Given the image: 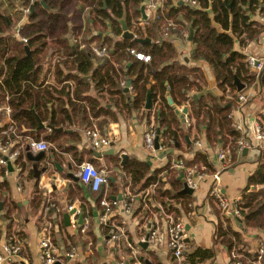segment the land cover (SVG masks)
<instances>
[{"label": "crops", "instance_id": "1", "mask_svg": "<svg viewBox=\"0 0 264 264\" xmlns=\"http://www.w3.org/2000/svg\"><path fill=\"white\" fill-rule=\"evenodd\" d=\"M37 1L43 4L46 11L50 12L59 8L64 0H48L50 1L49 4H46L44 0ZM81 2V0H70L67 4H64L62 12L70 25L69 31L64 33L65 40L72 45V48H78L72 41L74 35H78L87 43L94 42L107 45L108 43L103 42L104 38L107 35L114 37L110 26L104 31L93 28L90 33L87 32L88 25L92 22L84 18L87 7L83 8ZM180 2L182 3L181 0ZM23 7H26L23 0H0V13L8 15L11 19L8 32L12 33L18 40L16 28L22 26L21 33L23 34L24 24L28 22L27 17H29V14L25 16L23 13ZM164 8L166 12L167 8L165 6ZM260 17L259 13H255L252 18L261 22ZM42 18L45 17L42 15ZM135 21L132 20V23ZM74 24L81 25V27L77 28L76 26V30H73ZM127 29L132 30L128 27ZM48 34L47 41L53 36L50 33ZM96 34L98 37L87 41L89 35ZM167 38L173 40L172 44L181 62L198 65L202 68L206 81L203 90L214 95L222 94L216 86L210 66L207 63L193 62L190 59L193 45L188 37L183 39L177 31H174ZM57 40L62 41L63 38L56 37L53 54H48V62L38 66L35 75L36 80L31 82L32 88L38 91L44 100H47L48 109L53 107L56 112H59L55 124L50 123L48 118L40 119L44 127L30 129L34 136L24 135L25 127L22 125L20 130H16L18 137H14L13 143L17 144L27 137L47 140L50 147L48 150L42 151V161L50 160V156L53 154L59 162L60 168L51 165L52 172L43 173L35 178L34 171L31 168L32 162L27 156L28 151L24 150L18 161L20 168V164L23 165L22 171L18 170L17 163L10 165V168L4 166V169H0L2 170L0 173V246L10 237L21 244L20 255L12 258L10 262L2 264H42L38 238L42 224L43 202L37 204L35 200L37 196L42 201L49 196L59 206V210L56 212L57 224L54 228L53 241L60 250L73 251L74 253L72 257H64L61 261L62 264H120V262H123V264H145V258L151 264H183L184 257L175 258L167 243L166 225L169 217L184 222L187 250L197 246L214 248V257L205 260L201 264H233L225 246L215 242L218 217L224 214L208 194L211 181L210 175L215 171H220V184L224 195L231 200H240L248 176L257 167L255 158L258 149L261 147L258 146L259 142L253 136L252 119L259 120L264 125V119L262 118L264 114V86H260L257 81L248 86L245 85L241 90L246 96L244 102H238L234 98L238 92L237 90L233 95L225 94V98L231 100V102H228L229 112L233 114V119L242 122L245 131L240 133L244 134L243 136L251 144L246 151L242 150L233 159L230 155L229 145L222 147L219 143L209 142L203 126L199 128L192 126L185 136L186 139L180 140L177 144L178 147L173 148L169 152V156L166 149L151 154L144 147L143 133L149 125H155V123L152 116L148 121L146 114L141 109L134 110L131 108L130 103L133 97L130 91L131 86L129 85V91L127 90L126 99L119 97L120 100H117L116 95H111L104 87L100 88L96 85V80L92 74L93 69L100 62L99 57L91 53L88 48H84L94 55L92 57V67L85 71L78 69L70 61L63 62L71 59L72 56L67 55L64 46ZM107 47L111 53L113 47L108 45ZM234 48L246 56L254 55L264 61V32L256 40L249 41L244 46L235 41ZM49 51L51 53V50ZM189 93L190 95H196L198 98V93L193 89ZM180 107L182 106H176V108ZM32 111L38 116L34 108ZM185 115L192 123L193 119L190 117L188 108ZM179 118L181 119V117ZM13 120L16 126L17 122L15 119ZM182 121L183 119H181V124ZM232 123H234L233 120ZM48 125L61 128V130L53 131ZM181 126L184 129L186 127L185 125ZM87 128H96L101 134L108 137L109 144L100 149H93L85 140L84 130ZM52 132H61V134L53 139ZM2 136L0 133V141L3 140ZM47 136L49 138H46ZM197 139L202 140V147H197L194 144ZM223 148H228L229 153L224 160H220L217 154ZM110 149L113 150L112 153L108 152ZM92 150L107 151L108 153L96 156L92 153ZM197 152L206 156L211 168L207 169L202 162H199V165L195 164L203 172L198 186L193 189L191 194H184L183 197L177 199L164 197L163 201H168L171 210L166 209L162 201H151L154 208L149 211H145L144 207H147L145 204L141 209L138 208L140 199L144 197L143 195L153 191L151 186L143 191H138L136 194L131 193L128 187L124 188L122 186L119 175L122 171L120 165L117 164V160L121 158L122 154L127 155L124 161L131 156L149 161L151 173L154 169L164 166L168 161L174 162L177 157L190 162ZM29 153L36 155L38 152L29 151ZM86 161L104 170L107 178L110 177L112 181H115V185H110L107 182V185H102L99 190L92 191L77 175L80 164ZM4 170L7 171L6 174L3 173ZM177 173L179 175L178 170ZM163 180L165 181L163 187L170 188L166 176H163ZM180 183L182 188V180H180ZM76 185H80V193L83 195V199H80L79 196H69L70 187H73V191L74 189L76 191ZM100 192L102 193L100 199H112V195L122 194V200L116 199L122 203L127 201L130 195H135L134 200L131 201L129 212L124 211L121 207H116L113 215L108 220L109 225L118 226L123 232L116 242H107L110 227L108 226V230H106L107 228L104 229L105 225L99 221V213L102 208L100 204H97V198ZM69 205L76 208V211L70 215V224L66 225L63 215L69 211ZM137 209L139 210L137 211ZM7 211L9 212L6 213ZM79 213H83V221H87L84 231H82V228L85 222L81 224L78 222ZM5 214L9 217L6 218ZM9 222L10 224H8ZM150 224L157 228L161 240L155 242L149 239L147 247L143 248L140 243L144 240ZM233 227L234 229L240 228L236 223H233ZM8 230H10L9 235ZM91 234L95 235V249L99 253V257L93 255L90 248ZM243 240L246 252L255 253L259 241L264 240V235L260 230L250 229L244 233Z\"/></svg>", "mask_w": 264, "mask_h": 264}, {"label": "trees", "instance_id": "2", "mask_svg": "<svg viewBox=\"0 0 264 264\" xmlns=\"http://www.w3.org/2000/svg\"><path fill=\"white\" fill-rule=\"evenodd\" d=\"M44 1L46 4L50 3L48 0ZM69 1L64 0L59 8L48 12L37 0H23L26 6L32 3L34 6L33 13L27 17L28 22L24 24L23 35L27 38L26 44L8 32L11 19L8 15L0 13V101L11 107L12 118L17 122L15 130H20L23 125L25 127L23 134L26 136H34L30 129L37 127L33 108L41 120L48 118L52 124H55L59 113L53 107L48 109L47 100H44L31 84L36 80L38 66L48 62L49 56L47 55L53 54L56 37L63 38L62 41H57L64 46L67 55L72 56L71 59L63 62L70 61L78 69L84 71L92 67L94 55L86 49L72 48V45L65 40L64 33L69 31L70 25L62 9ZM81 1L83 8L87 7L84 18L92 22L88 25L87 32L90 33L93 28L104 31L110 26L114 34V37L107 35L103 40L108 43V46L113 47V50L110 56L99 57L100 62L93 69L92 75L96 80V85L100 88L104 87L111 95H116L117 100L126 99L129 90L125 91V87L120 82L130 78V91L133 94L130 106L134 110L141 109L148 121L151 116L153 117L156 127L160 129L159 144L162 149L167 150L168 156L173 148L178 147L180 140L186 139L185 136L192 126L195 128L203 126L207 140L211 143H219L222 147L229 145L233 159L239 153L237 140L242 135L234 128L232 119L228 117V102L231 100H227L225 94L233 95L236 92L234 76L247 86L254 81L264 86V62L259 73L251 72L246 55L236 50L234 43L238 41L241 46H244L249 41L256 40L264 32V24L252 18L255 13L264 14V0H196L197 5L195 6L185 2L181 3L180 0H164V6L167 8L164 16L185 26L188 31L192 28L193 34L190 41L193 47L190 59L193 62H204L210 66L216 86L222 92L219 95L204 91L203 85L206 81L202 68L181 62L172 44L173 40L167 37L161 38L163 15L159 18L152 17L143 26L132 23V20H137L141 15L142 0ZM104 3L105 8H103ZM42 15L45 18H42ZM122 18L126 26L132 28L137 34V38H149L150 41L139 42L123 37L120 23ZM76 26V24L73 25V30H76ZM80 27L81 25L77 26V28ZM48 33L53 35L49 41L46 39ZM96 37H98L97 34L89 35L87 41ZM25 45L30 49L29 56L26 54ZM129 48L148 54L149 61L138 59L129 52ZM192 89L198 93L197 99L190 95L189 92ZM148 90L151 93L152 106L145 109L144 103ZM168 96L172 103H169ZM177 105L188 108L190 117L193 119V122L189 123L185 129L181 126L184 125L183 121L181 124V119L175 112ZM262 118L264 119V114ZM60 134L61 132H52V138L55 139ZM255 160L257 167L248 176L246 187L239 200L242 219L238 221L231 215H220L215 230V242L225 246L231 261L236 258L234 255H237V258L245 264H253L256 255L246 252L244 233L250 229H257L264 235V189L258 188L264 185V149H258ZM117 161L122 171L119 175L124 188L128 187L133 194L145 190L148 186L153 188V191L140 199L138 208L141 209L145 204L147 206L144 207L145 211H149L154 208L153 201H162L163 206L171 210L168 201L164 202L163 198L177 199L184 196L179 193L181 183L177 178V169L172 167L173 162L168 161L164 166L150 173L147 160L131 156L124 162H121V158ZM183 162L188 166L199 165V162H202L207 169L211 168L206 156L200 152L195 154L192 161L183 160ZM20 165L22 171L23 165L22 163ZM163 176H166V181L170 183L168 189L163 187L165 183ZM107 179L110 185H115V181H112L110 177ZM76 188L77 190L73 191V187H70L69 196H79L83 199L80 185H76ZM101 196L100 192L97 204ZM35 200L37 204L43 202L44 205V200L42 201L40 197H35ZM233 223L240 228L234 229ZM104 225V229L108 230L109 224L104 223ZM9 233L10 230H8V235ZM91 236L90 248L93 255L99 257L95 249V235L91 234ZM214 255L213 247L197 246L185 252L183 264H201Z\"/></svg>", "mask_w": 264, "mask_h": 264}, {"label": "built area", "instance_id": "3", "mask_svg": "<svg viewBox=\"0 0 264 264\" xmlns=\"http://www.w3.org/2000/svg\"><path fill=\"white\" fill-rule=\"evenodd\" d=\"M182 2L188 3L189 5L195 6L197 5L196 0H181ZM32 2V1H31ZM141 5L144 8L145 18L139 17L134 23L136 25L143 26L148 23V20L152 17L159 18L162 16L163 23L161 26V38L169 37L170 34L174 31H177L179 35L186 39L188 37V29L174 21L173 19L164 16L165 8H164V0H142ZM25 16L29 14L30 8L29 6L23 7L22 9ZM261 22L264 24V14L260 17ZM23 30L22 26H18L16 28V36L19 38L21 42L26 44L27 38L24 36L21 31ZM134 37H137V34L131 30ZM72 41L77 45L79 49L88 48L91 53L95 54L98 57L109 56L110 50L108 49L106 44H97L94 42H84L78 35L72 36ZM131 54H133L138 59H142L144 61H149L150 56L148 54L136 51L134 48L128 49ZM247 64L249 69L257 74L259 73L263 60L255 57L254 55L246 56ZM122 86L125 85V80L120 82ZM238 102H244L246 100V96L242 91H238L234 96ZM179 109H182L180 107ZM228 117L231 118L234 123V128L244 133V125L241 121L233 119V114L231 112L228 113ZM5 121V122H4ZM183 123L185 126H188L191 123V120L184 114ZM253 136L259 142L258 146L264 149V125L259 120H253ZM0 133L4 135L2 141H0V169H4V166H7L8 163L13 165L17 163L18 170L21 168L18 165V161L22 152L24 150L31 152H39L48 150L50 147V143L45 139H39L34 137H27L24 141H21L17 144L13 143L14 137H18L15 130V123L12 118V109L6 103H0ZM157 135V127L155 125H149L148 128L143 133V144L145 149L154 154L157 151L162 149V146L159 144L158 149L154 147V138ZM160 135V134H159ZM237 140V151L241 152L244 148L250 147V142L246 139L244 134ZM84 136L86 142L93 149H100L106 147L109 144V139L107 136L101 134L96 128H87L84 130ZM21 138V137H20ZM160 142V141H159ZM194 144L197 147H202V140L197 139ZM229 153V149H220L218 151L217 157L220 160H224ZM172 167L183 172V178L186 184L195 189L199 184V179L203 176V172L201 168L198 169V166L193 165H185L184 162L180 159H177L173 162ZM4 174L7 171H3ZM78 178L87 185L92 191H97L101 188L102 185H107L108 179L106 172L102 169H98L92 163L86 161L80 164L78 170ZM210 186L208 194L213 200L216 202L219 209L222 211L224 215H231L235 217L237 220L242 219V214L240 212L239 201L236 199H228L221 189L220 184V171H215L212 173ZM147 195L145 193L143 196ZM135 195H130L129 200L124 201L123 203L114 200V199H100V206L102 208L99 213V221L104 224H109L108 220L113 215L116 207H121L124 211L129 212L131 210V201L134 200ZM73 208L71 205L68 206V210ZM118 209V208H117ZM59 210V206L55 201H53L49 196L44 199L43 205V213H42V224L40 228V235L38 238V248L40 252V257L42 260V264H53L55 261H62L64 257H72L74 255L73 251H62L59 249L58 245L53 241L54 228L56 226L55 222H57L56 212ZM85 222L82 231L85 230L87 226V221ZM1 223V221H0ZM110 232L107 236V242H116L122 236V230L118 226H111ZM167 235H168V246L170 247L172 254L175 258H183L185 252L187 251V242L185 241V225L182 220L175 219L169 217L167 220ZM149 239L151 241L160 242L161 237L157 230V228L150 224L149 225ZM21 251V244L10 237L6 239L2 245L0 246V264L5 262H10L12 258L18 257ZM255 259L253 260V264H264V240L259 241L258 248L255 251ZM233 260V264H245L241 259L237 258V255ZM62 263V262H61ZM123 264V262H120Z\"/></svg>", "mask_w": 264, "mask_h": 264}, {"label": "water", "instance_id": "4", "mask_svg": "<svg viewBox=\"0 0 264 264\" xmlns=\"http://www.w3.org/2000/svg\"><path fill=\"white\" fill-rule=\"evenodd\" d=\"M103 7L104 8L106 7L105 3H104ZM33 11H34V6L32 4V5H30V13H29V15H31L33 13ZM140 14H141V16L143 18H145L143 5L140 6ZM120 23H121V27H122V36L123 37L134 39V40H137L139 42H148V41H150L149 38H137V37H134L133 33L127 29L125 20L123 18L120 19ZM192 34H193V30H192V28H189L188 40L192 39ZM24 47H25L27 56H29L30 55L29 47L27 45H25ZM130 82H131V79L128 78L126 80V84H125V91L128 90ZM234 85H235L237 91H241L245 87V84L242 83L240 81V79L237 78L236 76H234ZM193 97L195 99L197 98L196 95H193ZM168 101H169V103H172V100H171L170 96H168ZM151 106H152L151 93L148 90L147 93H146L144 108L145 109H149V108H151ZM186 111H187L186 107H184L182 109L175 108V112L179 115V117H181V119H183L184 114L186 113ZM35 116H36V119H37V128H43L44 124L42 123V121L40 120V118L36 114H35ZM48 127H50V129L53 130V131L61 130V128H56V127H53L52 125H48ZM159 134H160V129L157 127V135L154 138V147H155V149H158V147H159ZM246 149L247 148H244L243 151H246ZM108 152L112 153L113 150L110 149ZM108 152L107 151L105 152V151L92 150V153L94 155H96V156H100L101 154L108 153ZM42 153H43L42 151H39L36 155H31V153H29V151L27 153V156H28L29 160L32 162L31 168L34 171L35 178H38L43 173L52 172L51 165L56 167V168H58V169L60 168L59 162L56 160V158H55V156L53 154H52V156H50V160L42 161L43 160L42 159ZM126 157H127L126 154H122L121 155L122 162L124 161V159ZM148 163H149V161H148ZM7 166L10 168V163H8ZM177 178L182 180V183H183V186L179 190V193L180 194H191L193 192V189L186 184V182H185V180L183 178V172L182 171H180V173H179ZM258 188L259 189H264V185L263 186H259ZM111 198L114 199V200L115 199L122 200V194L112 195ZM75 211H76V208L73 207L69 211L64 213L63 217H64V222H65L66 225L70 224V215L73 214ZM83 217H84V214L83 213H79L78 222L80 224L83 221ZM238 221H240V220H238ZM148 240H149V231L146 233L145 238L140 243V245L143 248H146L147 245H148ZM144 263L145 264H151L150 261L147 258L144 259ZM53 264H62V263H61V261L57 260Z\"/></svg>", "mask_w": 264, "mask_h": 264}]
</instances>
